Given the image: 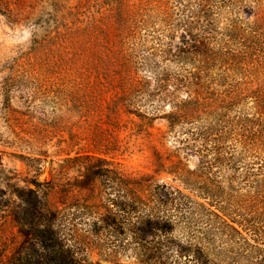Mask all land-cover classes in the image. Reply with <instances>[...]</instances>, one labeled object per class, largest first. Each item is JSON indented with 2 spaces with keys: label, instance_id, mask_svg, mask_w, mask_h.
<instances>
[{
  "label": "rangeland",
  "instance_id": "rangeland-1",
  "mask_svg": "<svg viewBox=\"0 0 264 264\" xmlns=\"http://www.w3.org/2000/svg\"><path fill=\"white\" fill-rule=\"evenodd\" d=\"M188 1L6 0L0 9V264H36L40 247L27 221L40 224V212L55 218L63 242L87 263H189L168 245L185 243L190 231L200 234V214L191 227L165 224L158 232L138 217L148 212L140 203L147 196L122 182L152 175L181 189L180 206L161 205V213L190 210L187 194L195 192L169 172L182 142L172 138L165 118L117 104L118 97L143 103L154 96L120 95L124 63L140 75L149 65L179 66L172 53L186 37ZM225 1L220 27L233 18L245 30L256 28L240 40L253 50V86L264 84V0ZM197 158L181 156L190 168ZM124 201L135 202L133 212ZM157 250L164 255L148 262Z\"/></svg>",
  "mask_w": 264,
  "mask_h": 264
},
{
  "label": "trees",
  "instance_id": "trees-1",
  "mask_svg": "<svg viewBox=\"0 0 264 264\" xmlns=\"http://www.w3.org/2000/svg\"><path fill=\"white\" fill-rule=\"evenodd\" d=\"M225 2L189 0V14L183 21L186 37L172 53L179 66L161 70L149 65L140 75L133 64L124 63L120 95L154 96L143 98V103L137 98L117 100L138 116L165 118L172 138L182 142L174 148L178 160L173 161L169 172L195 192L196 196L187 194L190 210L161 213V205L180 206L177 193L181 189L152 175L122 177V182L127 190L128 186L138 187L147 196L140 203L148 212L138 217L144 224L157 226L158 232L165 224L191 227L194 214H200L204 223L200 234L190 231L185 243L172 241L168 245L175 254L188 256V264H264V84L253 86L249 77L253 73V50L240 40L241 36L250 37L256 28L251 24L245 30L233 18L230 25L220 27L217 20ZM6 4L0 0V9ZM138 22L145 24L143 19ZM240 42L243 46L237 47ZM164 105L167 109H160ZM191 154L198 156L193 168L181 159ZM250 158L255 172H251ZM250 176L253 182L247 183ZM239 177L241 183L236 186ZM122 204L130 206V212L136 206L135 202ZM54 220L40 212V224L27 221V233L35 236L40 247L36 264H90L66 246ZM152 255L156 262L164 252L148 253V262Z\"/></svg>",
  "mask_w": 264,
  "mask_h": 264
}]
</instances>
